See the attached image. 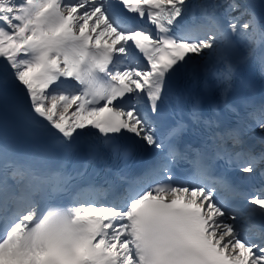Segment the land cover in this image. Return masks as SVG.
Returning a JSON list of instances; mask_svg holds the SVG:
<instances>
[{
  "label": "snow or ice",
  "instance_id": "snow-or-ice-1",
  "mask_svg": "<svg viewBox=\"0 0 264 264\" xmlns=\"http://www.w3.org/2000/svg\"><path fill=\"white\" fill-rule=\"evenodd\" d=\"M0 264H264V0H0Z\"/></svg>",
  "mask_w": 264,
  "mask_h": 264
}]
</instances>
